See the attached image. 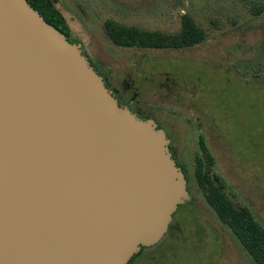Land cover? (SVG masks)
<instances>
[{"label":"water","instance_id":"95a60500","mask_svg":"<svg viewBox=\"0 0 264 264\" xmlns=\"http://www.w3.org/2000/svg\"><path fill=\"white\" fill-rule=\"evenodd\" d=\"M170 139L81 43L0 0V264H129L191 199Z\"/></svg>","mask_w":264,"mask_h":264},{"label":"rangeland","instance_id":"374dc122","mask_svg":"<svg viewBox=\"0 0 264 264\" xmlns=\"http://www.w3.org/2000/svg\"><path fill=\"white\" fill-rule=\"evenodd\" d=\"M57 6L71 39L110 87L168 131L188 180L191 199L174 213L169 233L132 264H256L207 201L196 170L198 158L207 161L203 140L228 196L264 226V0H58ZM184 15L204 29L201 43L121 46L105 28L112 19L177 33Z\"/></svg>","mask_w":264,"mask_h":264},{"label":"trees","instance_id":"16d2710c","mask_svg":"<svg viewBox=\"0 0 264 264\" xmlns=\"http://www.w3.org/2000/svg\"><path fill=\"white\" fill-rule=\"evenodd\" d=\"M28 1L34 8L39 10L48 22L58 27L71 39L67 20L57 6L58 0ZM260 11L261 9L257 10L256 13H260ZM105 28L115 44L128 47L184 48L199 44L206 37L204 29L189 15L183 16L182 29L177 33L141 30L135 26L122 25L112 19L106 20ZM72 41L76 42L75 40ZM94 66L98 70L95 64ZM201 142L207 161L204 158H198L196 178L202 192L221 221L229 226L254 262L264 264V226L255 218L248 206L237 205L228 196L221 177L212 173L214 158L208 152L204 141L201 140ZM171 227L172 223L168 231ZM144 248L146 247H143L129 264H132L134 259L142 254Z\"/></svg>","mask_w":264,"mask_h":264},{"label":"flooded vegetation","instance_id":"af4514ba","mask_svg":"<svg viewBox=\"0 0 264 264\" xmlns=\"http://www.w3.org/2000/svg\"><path fill=\"white\" fill-rule=\"evenodd\" d=\"M99 73H100V71H99ZM100 74H101V73H100ZM101 75H102V74H101ZM103 77H104V76H103ZM104 80H105V77H104ZM105 82H106L107 86L113 91V94L118 98L119 103H120L121 105L129 107V109H131V110H132L134 113H136L138 116H140V117H142V118H147V117H144V116L140 115L139 113H137V112L135 111L134 107L132 106V99H133V98H131V99L128 100L127 102L124 101L123 97L120 96V94H118L116 91H114V90L110 87V85L108 84V82H107L106 80H105ZM157 125H158V127L162 128L161 126H159L158 123H157ZM163 129H164V128H163ZM164 130H165L167 136H168L169 139H170V144H169L170 151H171L173 157L175 158V160L177 161V163L179 164V162H178V160H177V157H176V155H175V153H174V151H173V147H172V138H171L170 134L168 133V131H167L166 129H164Z\"/></svg>","mask_w":264,"mask_h":264}]
</instances>
